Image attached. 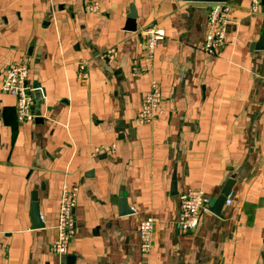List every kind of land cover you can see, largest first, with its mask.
<instances>
[{
	"label": "crops",
	"instance_id": "obj_1",
	"mask_svg": "<svg viewBox=\"0 0 264 264\" xmlns=\"http://www.w3.org/2000/svg\"><path fill=\"white\" fill-rule=\"evenodd\" d=\"M99 1L89 11V0H0V88L6 68L26 59L36 115L19 122L15 97L0 91V264H264V49L254 47L264 0L256 14L251 0H228L226 45L215 53L204 50L211 3ZM149 25L166 39L151 73L135 76ZM152 76L164 113L139 124ZM113 143V154L91 156ZM233 176L223 215L208 204L196 229L179 231L182 195L201 190L211 203ZM65 180L79 191L60 259L50 245ZM121 198L132 213H121ZM147 215L154 242L144 254Z\"/></svg>",
	"mask_w": 264,
	"mask_h": 264
},
{
	"label": "built area",
	"instance_id": "obj_2",
	"mask_svg": "<svg viewBox=\"0 0 264 264\" xmlns=\"http://www.w3.org/2000/svg\"><path fill=\"white\" fill-rule=\"evenodd\" d=\"M262 0H251L250 13L260 12ZM99 0H89L86 8L89 11H99ZM231 23V6L228 2L212 3L207 23V32L204 42V50L215 53L226 45V35ZM143 50L131 65L135 76L148 75L151 68L147 62H151L159 45L166 39L164 30L157 25L146 26L142 31ZM112 52V49H110ZM29 63L26 59L10 64L5 70V77L0 91L11 94L16 100V116L19 122L34 121L36 115L32 112L33 92L28 86ZM164 113L162 88L160 81L152 76L149 89L143 97L137 121L139 124H151L157 117ZM117 145H100L91 151V156L96 157L100 153L113 154ZM79 187L77 184L63 182L59 209L55 224L56 235L50 245V250L60 259L66 256L69 247L76 234V219L74 210L77 204ZM232 202L229 194L226 204ZM210 200L201 190H190L182 195L180 200L179 217L177 227L181 232L191 231L197 228L200 215L208 207ZM155 220L147 215L141 218L138 226L139 246L144 254H148L153 247Z\"/></svg>",
	"mask_w": 264,
	"mask_h": 264
},
{
	"label": "water",
	"instance_id": "obj_3",
	"mask_svg": "<svg viewBox=\"0 0 264 264\" xmlns=\"http://www.w3.org/2000/svg\"><path fill=\"white\" fill-rule=\"evenodd\" d=\"M184 1L205 2V3H211V4L218 3V2H228V0H184ZM136 18H137V13L134 9H132V13L130 14L129 21H128V24H129L128 29L136 30V22H135ZM254 47H256V49H264V32H263V36L260 42L256 44ZM234 181H235V178L233 176L226 182L220 195L217 198H215L213 201H211V203H209L210 205L209 210L213 214L219 217L223 215L222 213L223 207L225 205L227 196L230 194L233 188ZM172 193H176V176L175 175L173 176ZM120 206H121V213L123 214H128V213L133 212V210H131V208L128 206L126 198L120 199ZM31 212H32L33 220H34V225L36 227H41L43 225V222L41 220L40 210H39L38 203H37V192L33 193V202L31 206Z\"/></svg>",
	"mask_w": 264,
	"mask_h": 264
}]
</instances>
